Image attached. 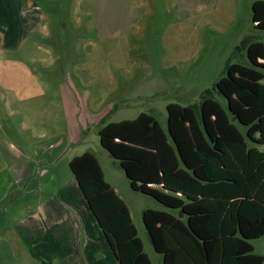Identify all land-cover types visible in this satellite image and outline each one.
I'll list each match as a JSON object with an SVG mask.
<instances>
[{
	"label": "rangeland",
	"instance_id": "374dc122",
	"mask_svg": "<svg viewBox=\"0 0 264 264\" xmlns=\"http://www.w3.org/2000/svg\"><path fill=\"white\" fill-rule=\"evenodd\" d=\"M47 1L44 36L36 34L18 54L32 58L42 93L29 101L10 99L6 107L0 103V186L5 189L10 167L30 165L29 179L45 168L43 180L85 200L69 164L91 153L127 203L143 252L158 264L161 255L153 251L141 213L176 211L130 189L121 162L101 147L99 122L106 116L113 123L152 116L172 150L163 133L169 128L183 134L168 127V108L176 106L184 109L196 148L203 140L214 148L207 127L217 122L228 144L245 151L257 144L264 152V29L256 28L252 9L264 1ZM251 245L253 254L264 257V236Z\"/></svg>",
	"mask_w": 264,
	"mask_h": 264
},
{
	"label": "trees",
	"instance_id": "16d2710c",
	"mask_svg": "<svg viewBox=\"0 0 264 264\" xmlns=\"http://www.w3.org/2000/svg\"><path fill=\"white\" fill-rule=\"evenodd\" d=\"M203 93L206 99L211 97L210 91ZM168 110V127L183 133L174 135L169 128L163 133L172 150L164 145L159 136L160 129L152 116L118 123L109 122L106 116L99 122V136L101 147L121 162L132 191L150 197L167 210L176 211L172 216L165 211L147 209L141 218L150 243L154 251L162 256L163 264H174V254L166 247L167 237L189 234L206 253L207 239L197 230L205 220L200 217L221 215L225 210L226 205L222 202L211 204L198 199L200 186H213L210 196L216 197L214 191L222 190L227 197L240 189L232 185L238 186L251 179L255 169L252 167L253 161L244 155L252 149H246L241 154L236 148L238 144L235 146L225 142L220 123L213 122L207 127L214 148L211 149L204 140L196 148L192 136L186 133L184 109L180 112L176 106H169ZM259 158L263 160L262 155ZM69 167L75 172L74 177L79 181L101 228L119 249L118 261L122 264H151L143 252L127 206L106 182L96 157L85 153L75 157ZM210 167V173H206ZM222 183L226 187L221 186ZM153 185L161 186L167 192ZM261 195L264 198V183ZM179 212L184 215L182 219L178 218ZM227 218L224 222L226 236L222 264H264V257L253 254L251 245L252 241L264 235V222L259 226L255 212L240 210L236 204L227 211Z\"/></svg>",
	"mask_w": 264,
	"mask_h": 264
},
{
	"label": "crops",
	"instance_id": "0c3cea01",
	"mask_svg": "<svg viewBox=\"0 0 264 264\" xmlns=\"http://www.w3.org/2000/svg\"><path fill=\"white\" fill-rule=\"evenodd\" d=\"M48 2L0 0V103L4 107L10 99L29 101L42 93L29 66L32 58L26 61L18 54L36 34L42 35L44 32L46 17L43 5ZM252 9L256 13L254 24L264 28V2L255 1ZM257 146L255 144L249 154L245 153L244 147L236 146L241 154L245 153L253 161L252 167L255 169L251 179L238 186L232 185L233 188L240 187L237 193L232 192L226 197L224 191L216 190V197H213L209 194L213 186H200L198 199L211 204L222 202L226 207L221 215L200 217L205 220L197 230L207 239L206 253L189 234L167 237L166 247L174 254V264H222L226 236L224 222L229 219L227 211L234 204L240 210L255 212L259 226L264 222V198L261 195L264 152ZM46 153L42 152L41 155L45 156ZM260 155L263 160H260ZM44 169H38L35 180H32L29 179L32 176L30 165L10 167L5 189L0 186L3 189L0 193V264H122L117 258L119 249L101 228L87 200L81 196H68L63 186L55 181L43 180L46 176ZM240 171L243 172V169ZM222 185L226 187L225 183ZM152 187L165 190L161 186ZM111 188L127 206L132 219L125 200L115 188ZM18 189H22V195L10 198ZM179 213L178 218L182 219L184 215L180 218ZM147 257L152 264L150 256ZM158 264H163L162 256Z\"/></svg>",
	"mask_w": 264,
	"mask_h": 264
},
{
	"label": "water",
	"instance_id": "95a60500",
	"mask_svg": "<svg viewBox=\"0 0 264 264\" xmlns=\"http://www.w3.org/2000/svg\"><path fill=\"white\" fill-rule=\"evenodd\" d=\"M235 119H236V118L234 117V118L232 119V122H234ZM179 217H180V218L182 217V213H181V212L179 213Z\"/></svg>",
	"mask_w": 264,
	"mask_h": 264
},
{
	"label": "built area",
	"instance_id": "2783aa9c",
	"mask_svg": "<svg viewBox=\"0 0 264 264\" xmlns=\"http://www.w3.org/2000/svg\"><path fill=\"white\" fill-rule=\"evenodd\" d=\"M1 42V41H0Z\"/></svg>",
	"mask_w": 264,
	"mask_h": 264
}]
</instances>
